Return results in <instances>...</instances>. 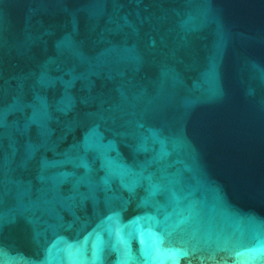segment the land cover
Masks as SVG:
<instances>
[{
    "label": "water",
    "instance_id": "95a60500",
    "mask_svg": "<svg viewBox=\"0 0 264 264\" xmlns=\"http://www.w3.org/2000/svg\"><path fill=\"white\" fill-rule=\"evenodd\" d=\"M0 264H264V0H0Z\"/></svg>",
    "mask_w": 264,
    "mask_h": 264
}]
</instances>
